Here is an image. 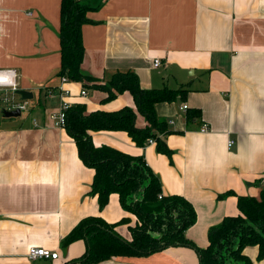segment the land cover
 <instances>
[{"label": "crops", "instance_id": "crops-1", "mask_svg": "<svg viewBox=\"0 0 264 264\" xmlns=\"http://www.w3.org/2000/svg\"><path fill=\"white\" fill-rule=\"evenodd\" d=\"M81 1L92 6L82 27L86 75L104 83L118 71L133 70L143 88L186 89L182 103L201 111L188 122L177 100L156 105L174 131L162 136L171 156L158 152L155 140L138 146L125 131H95L92 138L96 146L143 155L163 194L193 203L197 221L185 234L206 247L209 229L239 213L237 195L259 196L263 189L264 0ZM61 2L0 0V69H16L19 88L34 93L26 116L0 114V264H201L190 246L75 262L88 251L86 239L64 243L88 217L117 223L116 231L128 240L138 220L117 193L100 209L98 196L90 193L94 169L50 117L60 105L51 93L60 83ZM155 59L161 65L155 67ZM65 87L72 91L71 103H85L88 112L137 109L128 91L106 102L107 92L81 82ZM137 122L149 124L142 115ZM228 191L233 194L219 197ZM126 217L130 222L120 223ZM34 247L59 256L31 259ZM249 247L244 252L252 258Z\"/></svg>", "mask_w": 264, "mask_h": 264}, {"label": "trees", "instance_id": "trees-1", "mask_svg": "<svg viewBox=\"0 0 264 264\" xmlns=\"http://www.w3.org/2000/svg\"><path fill=\"white\" fill-rule=\"evenodd\" d=\"M92 6L81 0L61 2V67L58 76H67L71 82H81L85 87L108 93L103 101H110L128 91L137 109L125 106L116 111L96 110L88 112L85 103L72 104L67 110L65 129L74 138L78 153L85 165L95 173L90 193L98 196L100 209L108 204L111 194L117 193L124 210L137 217L131 227L132 239L123 238L101 217H88L81 221L64 239L69 244L86 239L88 251L75 262L93 263L112 256H145L170 246H190L199 256L201 264H254L244 252L248 246H257V259H264V188L259 196L237 195V215H227L208 232L209 243L202 248L187 238L186 230L196 223L197 211L193 203L178 194H163L159 176L148 165L143 155L130 154L113 146H96L92 134L95 131H125L138 146L149 139L157 143L158 152L171 156L165 139L174 131L168 122L156 112L161 102L184 100L186 89H146L140 84L133 70L118 71L104 83L83 72L85 58L82 27L89 22ZM93 83L89 85V83ZM142 115L148 125H138ZM201 116L198 109L187 110V120ZM228 191L220 198L232 195ZM161 196V197H160ZM126 217L120 223H129Z\"/></svg>", "mask_w": 264, "mask_h": 264}, {"label": "built area", "instance_id": "built-area-1", "mask_svg": "<svg viewBox=\"0 0 264 264\" xmlns=\"http://www.w3.org/2000/svg\"><path fill=\"white\" fill-rule=\"evenodd\" d=\"M161 65L160 59L154 60V66L157 67ZM0 78L4 79L3 83H0V95L1 99L5 103H11L5 109H17L19 108L21 112H27L30 109L29 100L22 99L21 95L17 94L19 88L18 86V73L14 68H2L0 69ZM71 82L67 76H63L60 78V83L54 88L51 94H57L60 99L59 109L53 113H51L50 117L54 121V124L58 127L65 128L66 125V115L67 110L71 107L72 103L68 99V97L72 96V91L65 87L67 83ZM12 94L11 96L9 94ZM88 94L87 90L83 88L81 90V95L86 96ZM15 95H19V99H15ZM188 104L182 103L181 110H187ZM207 125H204L202 130H207ZM150 142H154V139H149ZM234 141H230L229 146H232ZM262 186L264 188V180L262 182ZM161 197V196H160ZM59 253L56 251H51L45 248L34 247L31 248L29 252V257L31 259L38 258H58Z\"/></svg>", "mask_w": 264, "mask_h": 264}, {"label": "water", "instance_id": "water-1", "mask_svg": "<svg viewBox=\"0 0 264 264\" xmlns=\"http://www.w3.org/2000/svg\"><path fill=\"white\" fill-rule=\"evenodd\" d=\"M17 94L21 95L22 99H24V100H30V99H33V97H34V93L32 91H28L25 89H18ZM177 105L181 109L182 99L180 97L177 99ZM2 112H3V115L5 117H8V118L19 117L22 114V112L19 108L12 109V110L3 109Z\"/></svg>", "mask_w": 264, "mask_h": 264}, {"label": "rangeland", "instance_id": "rangeland-1", "mask_svg": "<svg viewBox=\"0 0 264 264\" xmlns=\"http://www.w3.org/2000/svg\"><path fill=\"white\" fill-rule=\"evenodd\" d=\"M10 96L12 95L11 93L9 94ZM37 96V94H35V97ZM15 99L16 100H18L19 99V95H15ZM11 105V103H5V102H3V100L1 99V95H0V114H1V111L3 110V109H5V108H7L8 106H10ZM26 112L24 111L23 113H22V115L23 116H26V114H25ZM169 122H170V119H167ZM126 152V151H125ZM249 251L250 250H253V256L254 257H252L251 258V256H250V258L252 259V262L254 263V264H264V259H262V260H258L257 259V254H255L256 253V250H255V248H254V246H250L249 247V249H248Z\"/></svg>", "mask_w": 264, "mask_h": 264}, {"label": "clouds", "instance_id": "clouds-1", "mask_svg": "<svg viewBox=\"0 0 264 264\" xmlns=\"http://www.w3.org/2000/svg\"><path fill=\"white\" fill-rule=\"evenodd\" d=\"M4 82V79L3 78H0V83H3Z\"/></svg>", "mask_w": 264, "mask_h": 264}]
</instances>
